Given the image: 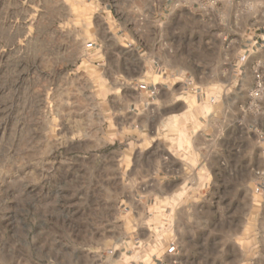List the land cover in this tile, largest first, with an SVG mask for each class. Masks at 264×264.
Instances as JSON below:
<instances>
[{
  "label": "rangeland",
  "instance_id": "obj_1",
  "mask_svg": "<svg viewBox=\"0 0 264 264\" xmlns=\"http://www.w3.org/2000/svg\"><path fill=\"white\" fill-rule=\"evenodd\" d=\"M135 242L264 264V0H0V264Z\"/></svg>",
  "mask_w": 264,
  "mask_h": 264
},
{
  "label": "crops",
  "instance_id": "obj_2",
  "mask_svg": "<svg viewBox=\"0 0 264 264\" xmlns=\"http://www.w3.org/2000/svg\"><path fill=\"white\" fill-rule=\"evenodd\" d=\"M184 110L186 112L191 111L187 109L185 103ZM136 243L137 242H135L134 247L138 248V251L133 250L131 252V258L128 261L129 264H173L172 254L170 252V245L168 246L167 250L162 251L160 254H158L157 252H151L150 256H143L145 253L150 252V248H152V243Z\"/></svg>",
  "mask_w": 264,
  "mask_h": 264
},
{
  "label": "bare ground",
  "instance_id": "obj_3",
  "mask_svg": "<svg viewBox=\"0 0 264 264\" xmlns=\"http://www.w3.org/2000/svg\"><path fill=\"white\" fill-rule=\"evenodd\" d=\"M254 95H258V94H254ZM182 100L183 101V103H185L186 104V106H190V103H192L193 101H194V98H191L190 96H188V97H185L184 99H181V98H177V100ZM179 122V119L176 117V116H174L173 118H172V120L169 122V123H171L172 125H173V128H175V125L177 124ZM178 125V124H177Z\"/></svg>",
  "mask_w": 264,
  "mask_h": 264
}]
</instances>
